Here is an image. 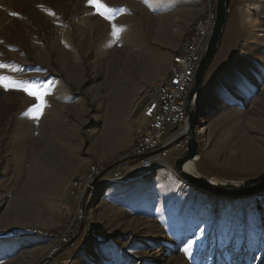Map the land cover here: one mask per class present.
<instances>
[{
  "label": "rangeland",
  "instance_id": "obj_1",
  "mask_svg": "<svg viewBox=\"0 0 264 264\" xmlns=\"http://www.w3.org/2000/svg\"><path fill=\"white\" fill-rule=\"evenodd\" d=\"M101 5L112 11L101 14ZM203 6L0 0V77L7 78L0 83V264H264V193L232 198L189 184L174 167L185 140L162 155L166 166L101 187L83 230L53 251L64 213L75 209L76 175L92 163H118L134 144L129 125ZM23 86L47 91L39 118ZM195 108L197 172L230 184L257 180L264 173V0H229ZM34 229L53 234L21 235Z\"/></svg>",
  "mask_w": 264,
  "mask_h": 264
},
{
  "label": "built area",
  "instance_id": "obj_2",
  "mask_svg": "<svg viewBox=\"0 0 264 264\" xmlns=\"http://www.w3.org/2000/svg\"><path fill=\"white\" fill-rule=\"evenodd\" d=\"M217 1L204 0L202 11L172 57L168 74L156 82L154 97L142 111V116L148 119L145 131L122 154L118 163H92L76 175L71 192L75 209L64 213L63 231L54 252L70 244L80 234L86 206L94 201L101 187L109 183L130 184L142 179L155 168L166 166L163 156L171 148L185 147L183 141H179L174 147L156 152L178 136L179 131L175 132V128L182 129L185 124L187 97L213 32ZM90 231L94 233L95 229Z\"/></svg>",
  "mask_w": 264,
  "mask_h": 264
},
{
  "label": "water",
  "instance_id": "obj_3",
  "mask_svg": "<svg viewBox=\"0 0 264 264\" xmlns=\"http://www.w3.org/2000/svg\"><path fill=\"white\" fill-rule=\"evenodd\" d=\"M228 7L229 0L217 1V15L213 32L209 39L207 49L197 69L194 84L187 97V117L185 124L182 129L179 127L175 128V132L179 131L178 136L169 144L158 149L156 152L161 153L175 142L185 140L187 150L182 156L178 157L174 163L175 170L181 178L194 187L215 195L242 198L264 193V173L257 180L250 183L219 184L214 182L212 179L203 177L197 172V170L192 171L185 168L186 163L189 161H197L201 155V143L196 129L199 124V114L196 111L195 104L197 102L198 94L201 91L206 72L220 46L224 28L228 19ZM83 226L84 224L82 225L81 230H83Z\"/></svg>",
  "mask_w": 264,
  "mask_h": 264
},
{
  "label": "snow or ice",
  "instance_id": "obj_4",
  "mask_svg": "<svg viewBox=\"0 0 264 264\" xmlns=\"http://www.w3.org/2000/svg\"><path fill=\"white\" fill-rule=\"evenodd\" d=\"M98 11L101 12V14H105L106 12L112 11L111 9H107L103 5H101L98 8ZM0 67H4V65H0ZM6 77H0V83H4L6 80ZM14 86H18L19 82H11ZM6 87L8 86L7 84L5 85ZM23 90L26 91L29 95L35 97L37 103L33 105V110L36 113L35 118H39V115L42 114L43 108L46 107V100L45 97L47 95V91L43 90L42 88L39 87H31V86H23ZM187 251V250H186Z\"/></svg>",
  "mask_w": 264,
  "mask_h": 264
},
{
  "label": "crops",
  "instance_id": "obj_5",
  "mask_svg": "<svg viewBox=\"0 0 264 264\" xmlns=\"http://www.w3.org/2000/svg\"><path fill=\"white\" fill-rule=\"evenodd\" d=\"M143 119L147 120V124H148V119L142 116V111H141L137 115L134 122L129 125V146L132 145L135 142L136 138L145 131L147 124L146 126H144V128L140 127V123Z\"/></svg>",
  "mask_w": 264,
  "mask_h": 264
},
{
  "label": "bare ground",
  "instance_id": "obj_6",
  "mask_svg": "<svg viewBox=\"0 0 264 264\" xmlns=\"http://www.w3.org/2000/svg\"><path fill=\"white\" fill-rule=\"evenodd\" d=\"M159 24H160V23H159ZM169 24H170V23H169ZM159 27H161V25H160ZM161 28H162V27H161ZM161 28H160V29H161ZM166 29H167V28H166ZM166 29H165V30H166ZM157 32H158V31H157ZM159 32H160V31H159ZM162 32H163V31H162ZM124 66H125V65H124ZM122 78H123V77H122ZM198 160H199V159H198ZM198 160H197V161H198ZM197 161H189L188 163L185 164V168H186V169H189V170H192V171L197 170V169H196V163H197ZM212 180H213L214 182H216V183H219V184H230V183H226V182L220 181L219 179H216V178H213ZM49 182H51V179L49 180ZM49 182H48V184H49ZM53 183H54V182H51L50 184L53 185ZM49 190H50V189H49ZM41 191H42V190H41ZM32 192H33V193H36V191H33V190H32Z\"/></svg>",
  "mask_w": 264,
  "mask_h": 264
},
{
  "label": "trees",
  "instance_id": "obj_7",
  "mask_svg": "<svg viewBox=\"0 0 264 264\" xmlns=\"http://www.w3.org/2000/svg\"><path fill=\"white\" fill-rule=\"evenodd\" d=\"M89 234H91L92 236L94 235V233H91L90 229H89ZM23 234H30V235H52V231H43V230H40V229H34V230H31L29 231L28 233H22L21 235Z\"/></svg>",
  "mask_w": 264,
  "mask_h": 264
}]
</instances>
